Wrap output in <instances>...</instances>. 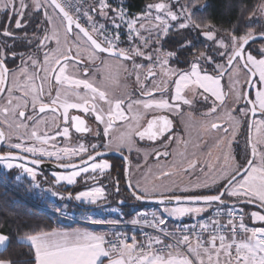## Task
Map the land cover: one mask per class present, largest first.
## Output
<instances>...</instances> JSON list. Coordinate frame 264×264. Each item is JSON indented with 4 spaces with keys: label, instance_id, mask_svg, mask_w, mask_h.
<instances>
[{
    "label": "snow or ice",
    "instance_id": "1",
    "mask_svg": "<svg viewBox=\"0 0 264 264\" xmlns=\"http://www.w3.org/2000/svg\"><path fill=\"white\" fill-rule=\"evenodd\" d=\"M206 6L0 0V172L58 217L86 213L70 230L0 221L25 264H264V0L228 27ZM121 78L122 98L97 86Z\"/></svg>",
    "mask_w": 264,
    "mask_h": 264
},
{
    "label": "trees",
    "instance_id": "2",
    "mask_svg": "<svg viewBox=\"0 0 264 264\" xmlns=\"http://www.w3.org/2000/svg\"><path fill=\"white\" fill-rule=\"evenodd\" d=\"M149 2H155V0H126L127 8L130 14H137L140 10ZM262 0H204L207 5L204 9L198 12V15H203L211 19L214 23L225 27L230 26V23H235L240 15L239 8L236 5L244 4L245 8V20L246 14L249 10L254 8ZM232 7H229V5ZM0 172V221H7L10 224H40L42 226H51L59 228H76L85 227V225L72 224L64 225L58 218L52 214L43 211L36 206V201L32 200L28 194L20 190L15 194L9 187L12 185L15 174L10 173L12 179H8L9 175L2 177ZM8 180H7V179ZM12 180V181H10ZM0 231L9 232L13 234L12 242L0 252V257L10 258L16 264H25L27 256L23 255L27 252V248L16 243L14 228L5 227Z\"/></svg>",
    "mask_w": 264,
    "mask_h": 264
},
{
    "label": "rangeland",
    "instance_id": "3",
    "mask_svg": "<svg viewBox=\"0 0 264 264\" xmlns=\"http://www.w3.org/2000/svg\"><path fill=\"white\" fill-rule=\"evenodd\" d=\"M260 23H264V19H262V20H260L259 21ZM226 81H227V79H226ZM227 83V82H226ZM173 117H174V119H175V116L176 115H172ZM193 136H196L197 135V132L196 131H193ZM181 135H182V133H181ZM183 136V135H182ZM205 140H207V137H205ZM205 151H207V149H205ZM2 173V172H1ZM10 173H12V174H15V171H12V172H9V173H7L6 174V176L7 175H9L8 176V179H9V177H10V179H12L11 178V176H10ZM4 173L2 174V177H4ZM3 179V178H2ZM2 179H0V182H2L3 183V180ZM7 179V178H6ZM7 179V180H8ZM14 179V178H13ZM10 181H12V180H10ZM20 181H17V180H15V181H13L12 182V185L9 187V189L12 191V192H14L15 194L17 193L16 191L19 189V187L21 186V184H18ZM18 188V189H17ZM17 189V190H16ZM29 189V188H28ZM20 190H22V191H24L23 189H20ZM27 194V193H26ZM34 194V193H33ZM30 198L32 199V200H35L36 201V206L38 207V208H40V209H42L43 211H45V212H48V213H50V214H52L53 216H55L56 218H58V220L61 222V223H63L64 225H72V224H80V225H84V223H83V220L81 219V217H82V215H84V214H86V213H82V212H80L79 210H76V209H73L72 208V206L71 205H69L68 206V208L66 209V211H67V213H68V216H67V218H65V217H58L57 215H55L54 213H53V211H52V205H51V203H50V201L53 199L50 195L47 197V201L44 199V195L43 194H41V196L39 195V194H35V195H32L31 194V196H30ZM56 203L57 204H61V205H63V201H59V200H56Z\"/></svg>",
    "mask_w": 264,
    "mask_h": 264
},
{
    "label": "flooded vegetation",
    "instance_id": "4",
    "mask_svg": "<svg viewBox=\"0 0 264 264\" xmlns=\"http://www.w3.org/2000/svg\"><path fill=\"white\" fill-rule=\"evenodd\" d=\"M12 24H13V29H14V20L12 21ZM29 32H31V29H29ZM52 46L54 47V45H52ZM92 67H94V66H91L90 65V69ZM129 82L132 85V87H135L134 78L133 79H130ZM226 82L227 81L225 79L224 83L227 84ZM204 110L205 109L203 108V106L201 104H199V103H197L196 107L193 109L194 114L197 115V116H199L201 114V112L204 111ZM184 111L186 112V111H188V109L185 107L184 108ZM170 118L173 119L174 126H175L177 132L180 135H181V133H182V135H184L185 134V130H184L183 122H182V115L181 114H176L175 119H174V117L172 115H170ZM246 136H247V132H245V137ZM173 147H175V145H173ZM136 158H137V155H136L135 152H133L132 153V159L135 161ZM140 160H141V163H143V157L142 156H141ZM117 162H118V158H117ZM152 162L153 161L150 159V163H152ZM13 171H15V176H16L17 175L16 170H13ZM45 176L50 177V173L42 172V174L40 175V180H41L42 186L44 188L48 187V184L44 182L45 181ZM13 181H15V179H13ZM18 184H21V186L19 188L20 189H23L24 190L23 192L27 193L29 196H31V194L32 195L39 194L40 196H41V194L44 195V193L41 192V189H31L30 188V181H28L27 178H24V179L20 180V182ZM69 205H71L73 209H76V210H79L82 213H85L84 212V208L76 205L75 203H70ZM95 211L99 212V210H95Z\"/></svg>",
    "mask_w": 264,
    "mask_h": 264
},
{
    "label": "clouds",
    "instance_id": "5",
    "mask_svg": "<svg viewBox=\"0 0 264 264\" xmlns=\"http://www.w3.org/2000/svg\"><path fill=\"white\" fill-rule=\"evenodd\" d=\"M112 63L115 64V62ZM97 86L102 87L103 90L113 99L122 98L132 87L129 81H125L122 78L119 82L108 80L98 81Z\"/></svg>",
    "mask_w": 264,
    "mask_h": 264
},
{
    "label": "water",
    "instance_id": "6",
    "mask_svg": "<svg viewBox=\"0 0 264 264\" xmlns=\"http://www.w3.org/2000/svg\"><path fill=\"white\" fill-rule=\"evenodd\" d=\"M112 155L115 156L116 154L113 153ZM41 167L43 168V172H45V173H50L51 172V168H52L51 165L46 164V165H42Z\"/></svg>",
    "mask_w": 264,
    "mask_h": 264
},
{
    "label": "crops",
    "instance_id": "7",
    "mask_svg": "<svg viewBox=\"0 0 264 264\" xmlns=\"http://www.w3.org/2000/svg\"><path fill=\"white\" fill-rule=\"evenodd\" d=\"M198 134V133H197ZM87 227H92V226H87ZM77 228V227H76ZM64 229H68V230H70V229H73V228H64ZM6 246H4V247H0V252L5 248Z\"/></svg>",
    "mask_w": 264,
    "mask_h": 264
}]
</instances>
